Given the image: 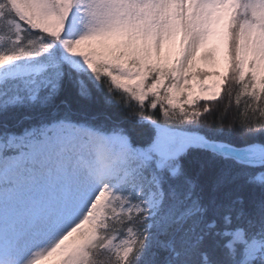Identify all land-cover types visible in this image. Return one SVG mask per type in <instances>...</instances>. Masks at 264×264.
Wrapping results in <instances>:
<instances>
[{
    "label": "snow or ice",
    "instance_id": "snow-or-ice-1",
    "mask_svg": "<svg viewBox=\"0 0 264 264\" xmlns=\"http://www.w3.org/2000/svg\"><path fill=\"white\" fill-rule=\"evenodd\" d=\"M50 260L264 264V0H0V264Z\"/></svg>",
    "mask_w": 264,
    "mask_h": 264
},
{
    "label": "trees",
    "instance_id": "trees-1",
    "mask_svg": "<svg viewBox=\"0 0 264 264\" xmlns=\"http://www.w3.org/2000/svg\"><path fill=\"white\" fill-rule=\"evenodd\" d=\"M245 99H247V98H245V97L241 98V105H240L241 108H243V104H244ZM79 103H80V101L77 100L76 93L74 90H69V91L61 94L56 100V104L61 108L64 106H78ZM201 103H203V102H201ZM226 104H227V98L226 97H224L223 99H217L213 102H210L211 115H208V114H205V115H208V119L212 120L214 117L219 116L223 112V109H224ZM93 107L99 109V108H102L103 105L101 102L97 101L93 104ZM107 112L112 117H114L118 120L123 121V119H124L121 112L115 107L108 108ZM238 115H239V113L237 111V106L235 104V99L233 97L232 106L229 109V112H228V114L224 120L225 127L227 126V124L229 122H231V120L234 117H238ZM31 116H32V113L30 111H27V110L20 111V112L12 114L9 117V123L10 124H16L17 127H19L20 124H26L30 120ZM137 119H138V117H137ZM161 119H163V118H161ZM146 133H147V129H145L143 127H139V126H137L133 130V136L138 142H141L142 140L147 138Z\"/></svg>",
    "mask_w": 264,
    "mask_h": 264
},
{
    "label": "rangeland",
    "instance_id": "rangeland-1",
    "mask_svg": "<svg viewBox=\"0 0 264 264\" xmlns=\"http://www.w3.org/2000/svg\"><path fill=\"white\" fill-rule=\"evenodd\" d=\"M220 72H223L224 71V66L221 64L219 66V69H218ZM217 78L213 77L212 79H210L208 81L209 84L213 83V81H215ZM215 101V100H214ZM203 102V101H201ZM210 102H213V101H210ZM44 264H54V260H50V261H45Z\"/></svg>",
    "mask_w": 264,
    "mask_h": 264
}]
</instances>
